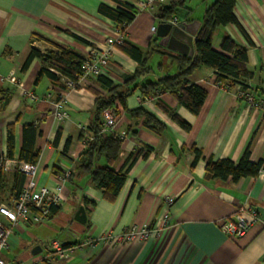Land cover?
I'll return each mask as SVG.
<instances>
[{"label": "crops", "instance_id": "crops-1", "mask_svg": "<svg viewBox=\"0 0 264 264\" xmlns=\"http://www.w3.org/2000/svg\"><path fill=\"white\" fill-rule=\"evenodd\" d=\"M125 1L139 12L122 31L99 12L101 4L116 7L115 0H0V157L21 161L23 129L33 123L40 151L35 179L52 189L59 188L63 197L59 212L47 222L11 226V246L3 252V258L12 264L30 263L46 254V244L54 238L74 242L119 233L133 224L152 222L159 226L170 213L169 226L145 242L121 246L101 241L94 247L85 244L70 258L54 259L52 264H264V171L238 181L205 178L210 158L238 162L247 148L253 161L264 157V111L238 99L234 89L220 86L215 70L209 66L203 65L189 76L191 82L208 92L201 112L195 115L171 92L157 91L144 97L136 88L138 83L178 72L170 52L158 49L152 53L151 70L129 82L139 63L123 52L120 44L111 46L109 64L102 75L116 86L135 89L125 104L118 99L114 107L107 108L118 115L114 133L124 139L112 166L121 170L130 159L125 168L127 179L116 198L108 200L89 175L77 173L79 157L87 149L85 137L88 132L92 135L97 93L109 95V87L91 76L76 89H69L47 74L39 77L44 65L40 58H34L26 69L24 65L33 49L45 53L54 48L52 43L85 56L93 48H109L108 39L118 41L121 35L123 43L150 51L155 40L160 42L156 32L163 20L158 17V9L142 10L138 0ZM215 1L185 0L176 16L179 22L202 23L207 7ZM234 11L243 30L234 23L218 27L214 48L222 51L225 36L246 46L247 66L253 73L249 84L257 97L264 98V0H237ZM63 97L69 117L58 121L54 103ZM161 102L189 122L191 130L174 121ZM141 106L164 127L147 126L144 116L134 117L128 112ZM10 125L14 131L13 157L8 153ZM196 149L201 155L195 162ZM104 164L101 157L97 165ZM18 172L22 173L0 167V206L14 204ZM26 182L25 175L24 186ZM167 197H173L174 204L169 205ZM81 206L86 210V223L75 218ZM241 207L247 219L251 218L250 211H257L260 220L241 237L226 235L220 228L221 221ZM0 223L11 225L1 212ZM37 246L41 251L34 254Z\"/></svg>", "mask_w": 264, "mask_h": 264}, {"label": "trees", "instance_id": "trees-1", "mask_svg": "<svg viewBox=\"0 0 264 264\" xmlns=\"http://www.w3.org/2000/svg\"><path fill=\"white\" fill-rule=\"evenodd\" d=\"M116 7L101 4L99 12L117 23L118 27L124 31L136 17L139 10L131 3L125 0H115ZM185 0H169L167 4L158 7V17L163 20H172L177 17L176 14ZM237 0H216L207 7L202 23L194 41V56L189 57L177 52H171L162 47L155 40V47L150 51L144 52L139 47L130 43H122L120 49L131 57L135 58L138 63V69L129 80L134 82L141 76L151 70L149 65L150 55L158 52L168 51L169 56L177 64L178 72L174 75H166L156 81H147L144 84L138 83L136 88H140L144 97L154 95L157 91L171 92L181 105L186 107L190 112L197 115L201 112L206 101L208 92L202 86L190 81L189 76L203 65L213 68L216 72V82L220 86H227L233 89L240 85L242 89H252L249 84L253 78V73L248 69V49L246 46L238 44L232 37L225 36L221 48L222 51L214 48V36L218 27L230 23L237 24L242 30L238 18L235 14ZM76 39L83 43H88L85 39L77 34L71 33ZM41 39L40 37H37ZM51 43V42H50ZM54 48L43 53L38 49H33L24 65L26 69L34 58H40L44 65L40 71L39 77L47 74L53 82L67 87V80L79 81V75L82 72L84 56L77 53L70 47L54 44ZM160 51V50H159ZM97 79L109 87V95L97 93L95 100V112L90 124L92 140L87 144V149L80 155L76 167L78 174H87L91 178L92 184L98 187L104 198L114 200L124 186L127 179V170L125 169L130 159H128L121 170H115L113 163L118 157L124 139L116 133H104L103 113L107 108L114 107L116 100L125 104L126 98L133 93L134 88L124 89L122 86L114 85L113 81L104 75L97 76ZM256 95L257 91H253ZM60 99V98H59ZM58 99V100H59ZM162 106L169 113L171 118L176 121L184 130H191V124L184 120L174 110ZM128 112L134 117L144 116L147 126L162 128L164 125L144 107L129 109ZM24 142L19 153L21 161L28 163H37L40 151L36 148V137L38 130L36 126L27 124L23 129ZM9 156L13 157L14 131L12 125L8 128ZM196 160L200 157L201 151L196 149ZM103 157L105 165H97V161ZM194 162V164H195ZM264 168V157L258 161H253L251 151L246 149L238 162L230 158L213 160L210 158L206 165L207 180L231 178L238 181L243 177L257 176ZM16 195H18L25 182V174L16 173ZM60 207V206H59ZM59 207L52 209L50 219L59 212ZM70 245V244H68Z\"/></svg>", "mask_w": 264, "mask_h": 264}, {"label": "built area", "instance_id": "built-area-1", "mask_svg": "<svg viewBox=\"0 0 264 264\" xmlns=\"http://www.w3.org/2000/svg\"><path fill=\"white\" fill-rule=\"evenodd\" d=\"M169 0H138L139 9L155 10L161 5L167 4ZM172 23L178 24L177 17L171 20ZM115 43L122 44V35L118 41L108 39L110 45L107 49L93 48L92 51L84 56L82 64V72L79 75V81L72 80L67 81V87L69 89H76L78 83L87 80L91 76H99L105 73L109 64L111 46ZM223 88L229 89L227 86ZM238 99L244 101L248 106L259 108L264 111V98H259L251 89H242L240 85H236L234 88ZM230 89V90H233ZM33 99L35 95H30ZM66 99L60 98L54 103V116L58 121H64L69 117L65 108ZM117 117L115 111L106 109L103 113V127L102 132L114 133ZM82 130H86L85 126L81 127ZM125 134V132H123ZM92 140V135L88 132L85 137L84 143L87 145ZM0 167L11 170L18 169L23 172L27 177V182L22 188L21 192L15 196L13 205H1L0 212L6 216L11 223L10 226L5 227L0 223V264H12L3 258V252L11 246V236L13 233V225L23 223H43L50 219L52 209L59 207L63 199L60 189H52L48 185L40 184L35 179L37 172V165L35 163H28L15 159H7L0 157ZM264 171V168L261 170ZM169 205L174 204L175 199L173 197H167ZM245 209L243 207L239 210L224 218L220 223L221 230L226 235L234 237H241L251 228V226L260 220V216L257 211H250V219H247L244 215ZM170 213H167L162 219V223L159 226L154 225L152 222L146 223L143 226L136 224L126 227L119 233L104 234L102 237H86L82 241L65 242L59 238H54L46 244V254L39 260H35L30 263H16V264H51L54 259H68L72 256L74 251L81 248L83 245H89L94 247L101 241H107L112 244L125 245L134 241L145 242L156 236L160 231L169 226ZM70 244V245H68Z\"/></svg>", "mask_w": 264, "mask_h": 264}, {"label": "water", "instance_id": "water-1", "mask_svg": "<svg viewBox=\"0 0 264 264\" xmlns=\"http://www.w3.org/2000/svg\"><path fill=\"white\" fill-rule=\"evenodd\" d=\"M201 21H180L174 24L171 21H160L157 25V37L160 38L159 44L173 52H177L189 57L194 56V41ZM76 220L86 223V210L81 206L76 214ZM41 251V247L37 246L33 253L37 254Z\"/></svg>", "mask_w": 264, "mask_h": 264}, {"label": "rangeland", "instance_id": "rangeland-1", "mask_svg": "<svg viewBox=\"0 0 264 264\" xmlns=\"http://www.w3.org/2000/svg\"><path fill=\"white\" fill-rule=\"evenodd\" d=\"M194 4H195V2H193V5H194ZM50 44H51V43H50ZM86 55H87V54H86ZM67 81H68V80H67ZM66 84H67V82H66ZM104 165H105V164H104ZM53 261H54V260H53ZM53 261H51V264H52Z\"/></svg>", "mask_w": 264, "mask_h": 264}]
</instances>
